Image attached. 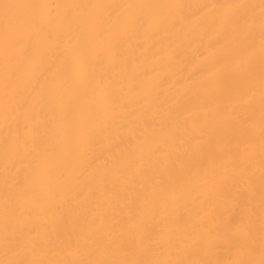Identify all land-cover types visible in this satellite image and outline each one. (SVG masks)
<instances>
[{"label":"bare ground","instance_id":"1","mask_svg":"<svg viewBox=\"0 0 264 264\" xmlns=\"http://www.w3.org/2000/svg\"><path fill=\"white\" fill-rule=\"evenodd\" d=\"M0 264H264V0H0Z\"/></svg>","mask_w":264,"mask_h":264}]
</instances>
